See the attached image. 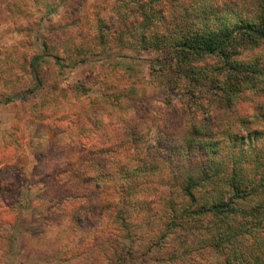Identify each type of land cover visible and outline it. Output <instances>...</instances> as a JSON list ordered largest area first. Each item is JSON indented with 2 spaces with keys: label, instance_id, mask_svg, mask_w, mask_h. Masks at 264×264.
<instances>
[{
  "label": "rangeland",
  "instance_id": "374dc122",
  "mask_svg": "<svg viewBox=\"0 0 264 264\" xmlns=\"http://www.w3.org/2000/svg\"><path fill=\"white\" fill-rule=\"evenodd\" d=\"M125 1L73 0L69 4L59 0L68 5L62 13L54 6L56 0H0V110L9 105L16 110L11 135L19 133L18 139L34 135L43 140L41 134L55 125L47 147L41 143L43 150L31 153L26 175L16 164H4L5 154L15 158L16 150L0 144V164H4L0 168V252L15 256L18 264H213L205 260V249L221 258L214 264H226L229 252H215L204 241L203 228L208 223H197L195 230L189 229V221L182 223L185 228H171V224L166 229L167 215H156L164 204L152 191L158 189L164 198L179 201L171 189L183 182L190 159L198 164L228 148H197L192 158L182 147L177 152L164 149L184 136L188 125L178 128L180 122H197L209 140L223 139L230 125L240 128L239 122L245 120L247 129L263 130L264 42L238 48L240 60L260 67V73L250 74L254 82L242 86L230 109L218 107L210 85L189 88L170 82L172 75L165 74L161 65L151 66L158 58L164 60L162 55L124 45L129 40L121 19ZM169 2L182 8L185 19L178 22L195 29L239 20L258 22L259 14L244 18L236 0ZM101 11L111 15L105 19ZM165 18L170 26L174 24ZM170 31L167 36L172 37L175 30ZM36 56H43L35 67L37 78L28 70ZM55 57L65 66L63 70ZM69 78L72 83L61 89ZM69 93L82 98V110L52 119L55 113L47 111L50 104L66 100ZM7 98L12 101L6 102ZM198 100L207 106L203 111L195 108ZM105 105L120 113L132 112L134 118L131 123L123 116L114 121ZM36 108L40 115L33 119L31 111ZM88 112L106 115L93 120ZM21 125L32 132L25 134ZM105 125L107 130L101 131ZM253 134L252 141L240 143L237 152L243 150L250 157L264 152V135ZM77 139L84 145L78 151L72 147ZM61 141L71 144L58 149ZM99 169L105 170L87 174ZM70 177L71 188H65L61 182ZM98 195L105 201L103 225L77 211L71 216L73 208L84 209L82 198ZM165 232L167 236L160 239ZM49 236L55 238V245L42 242ZM244 241L241 253L255 247L264 251L262 234L258 246L253 247L250 237Z\"/></svg>",
  "mask_w": 264,
  "mask_h": 264
},
{
  "label": "trees",
  "instance_id": "16d2710c",
  "mask_svg": "<svg viewBox=\"0 0 264 264\" xmlns=\"http://www.w3.org/2000/svg\"><path fill=\"white\" fill-rule=\"evenodd\" d=\"M160 2L161 0L125 1L126 11L121 14V19L129 40L124 45L162 55L164 60L158 58L151 66L154 68L161 65L165 74L172 75L170 82L185 84L189 88H205L210 85L215 105L230 109L234 98L244 89L242 86L254 80H250V74L257 71V75L261 70L260 67L257 69L251 64H244L237 52L244 44L256 46L264 42V0H259L261 12L258 22L239 20L235 24L217 23L202 29L178 22L185 19L183 14L179 20L174 16V24L170 26L164 15L165 9L155 7ZM171 28L175 30L172 37L167 36ZM42 57H33L28 64V70L35 78V67ZM55 60L63 70L65 66L60 63L59 58L55 57ZM202 100H198L200 103L195 102V108L203 111L207 106L203 105ZM10 101L12 99L7 98L6 102ZM239 124L240 128L230 125V129L223 133V139L215 137L210 140L197 122L178 124V128L188 126L182 138L164 146L170 152H177L182 147L186 156L192 158L197 148L211 149L214 146L221 149L224 145L228 148L218 150V155V152L214 153L215 158L202 160L198 164L192 163L190 159L183 182L171 189L172 194L177 193L179 201L164 198L158 189L152 191L164 204L158 208L156 215H167L169 221L165 224L166 229L171 224V228H185L182 223L189 221V229L195 230L197 223H208L203 228L207 236L204 241L215 252H229L225 258L226 264H264V251L255 247L258 246L260 235H264V152L250 157L243 150H236L246 141H252V133L256 136L264 135V122L261 131L247 129L249 122L246 120ZM159 144L162 145L160 141ZM74 211L83 213L84 217L87 215L84 214V209L76 207L70 213L73 217ZM166 236L167 232L160 239ZM247 237L251 238L256 249H247L243 254L241 251Z\"/></svg>",
  "mask_w": 264,
  "mask_h": 264
},
{
  "label": "clouds",
  "instance_id": "9594fccd",
  "mask_svg": "<svg viewBox=\"0 0 264 264\" xmlns=\"http://www.w3.org/2000/svg\"><path fill=\"white\" fill-rule=\"evenodd\" d=\"M99 3H103V0H98ZM238 4H240V10L243 13L244 18H250L258 15L261 12V5L258 2V0H236ZM68 3H73V0H68ZM61 9V12L63 13L64 8H66L67 4H60L59 0H56V5ZM105 7H110V5H104ZM156 8H164L165 12L164 15L169 19L172 20L174 16L178 17L182 15V8L180 5L172 6L169 2V0H161V2L157 5H155ZM101 15L107 19L109 15H111L110 12H103L101 11ZM80 41H77V44H79ZM61 55H64L63 49L60 51ZM245 55H248L247 53ZM72 83L71 78L67 79L64 83L60 85L61 89L66 88L68 84ZM5 92L8 91V89H4ZM57 97H59V93L55 94ZM40 99H43V97H39L37 100H34L32 103L36 104L39 102ZM51 100L52 98L49 97ZM31 110V105L26 106ZM83 107V100L75 98L71 93L68 94L67 99H58L55 103L50 104L47 111L51 115L52 113H55V115L52 116V119H55L56 116L65 115L66 113L72 112V111H81ZM108 112H112L113 114V120L116 121L120 119L121 116L124 117L126 121L131 123V120L134 118V113L128 112L126 114L120 113L118 111L113 110L111 107H108L105 105ZM40 109L36 108L34 111H31V117L35 119L37 116L40 115ZM21 114L22 110H21ZM89 116H92L93 120L97 119H104L105 113L101 112L98 115L93 116L91 112H88ZM16 116V110H11V105L7 106L3 110H0V120H3V123L0 124V144H3L5 149H8L9 147L16 150V157L15 158H8L5 154L4 156V164H16L18 168L23 169L24 174H28L30 171L31 166V153L34 151H40L43 150L40 148V144L43 143L45 147H47V141L49 139L50 134L54 131L55 125L52 129H49L48 131L43 132L41 135L43 137V140H41L39 137H36L34 135L26 136L24 138H17L20 134L17 133L16 136H12L13 133V125L17 123V120L15 119ZM47 123V121H45ZM85 124H87V120L85 119ZM21 128L23 129V132L25 134L32 132L31 128H25L23 125H21ZM107 130V126L105 125L101 131ZM29 140L32 141V143H29ZM68 144H71V142H68L67 144L61 141L59 144H57V148H66L68 147ZM73 148H75L77 151L80 147H84V145L80 144V140L77 139L75 144L72 145ZM25 157H28V160H25ZM4 164H0V168L4 167ZM112 169V165L108 166V170ZM105 169H99V170H93L89 171L88 175H96L98 171H104ZM123 181H121L122 183ZM65 188H71L72 180L71 177L69 178V181H62L61 182ZM118 184L116 187L118 188ZM26 198H28L29 194L25 193ZM80 203L84 206V214H87L90 219L99 220L101 225L104 224L106 219V213L104 216H101L100 213L104 212V204L105 201L102 197L99 195L97 197H87L82 198L80 200ZM92 209V211H90ZM43 243L45 245H55L56 240L54 237L49 236L47 240H43ZM192 241H189V244H191ZM252 244L251 241L248 242V245L250 246ZM7 251L6 249L4 250ZM204 252L205 260L214 262L216 260H220L221 258L214 253L211 252V249H205L202 250ZM0 256L3 257L2 260H0V264H18L17 259L15 256L12 255H4L3 252H0Z\"/></svg>",
  "mask_w": 264,
  "mask_h": 264
}]
</instances>
